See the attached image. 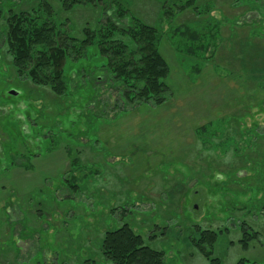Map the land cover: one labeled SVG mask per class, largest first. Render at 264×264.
Returning <instances> with one entry per match:
<instances>
[{"label": "rangeland", "instance_id": "obj_1", "mask_svg": "<svg viewBox=\"0 0 264 264\" xmlns=\"http://www.w3.org/2000/svg\"><path fill=\"white\" fill-rule=\"evenodd\" d=\"M29 1L37 0H4L6 6L21 4L24 9ZM106 1L65 11L58 0H47L56 20L64 22L62 31L77 38L103 20ZM126 1L132 12L163 33L160 52L170 73L161 104H125L121 81L101 77L94 94L88 76H74L76 84L81 81L82 94L89 91L90 103L83 105L79 85L76 98L69 99L72 110L64 116L65 107L60 112L55 94L19 78L0 47V180L15 162L35 161L34 171L23 177L30 183L21 196L14 185L0 191V197L14 194L11 201L0 203V264H115L102 254L101 244L108 229L123 224L141 234L146 245L162 250L166 264H208L190 241L195 224L221 230L214 256L226 264L240 258L264 264V168L255 176L250 164L228 173L241 164L230 166V152H208L195 137V128L209 121L216 126L222 120L235 129L233 117H241L249 129L264 131V91L247 83L259 79L264 85V72L254 69L261 67L258 52L264 34L256 37L243 24L257 19V13L237 0H210L214 7L208 16L186 10L171 17L164 15L161 0ZM236 18L242 25L235 24ZM211 19L222 22L217 65L207 62L197 72L195 64L203 61L175 49L180 37L174 38V27L197 22L201 29ZM103 62L94 56L75 60L67 74L78 66L89 72ZM61 130L65 143L58 148ZM85 141L88 147L80 154L67 155V146L80 148ZM49 144H55L52 152ZM244 145L251 149V158L260 160L251 139ZM77 155L74 189L66 179L72 175L70 160ZM242 227L259 231L248 249L238 242Z\"/></svg>", "mask_w": 264, "mask_h": 264}, {"label": "trees", "instance_id": "obj_2", "mask_svg": "<svg viewBox=\"0 0 264 264\" xmlns=\"http://www.w3.org/2000/svg\"><path fill=\"white\" fill-rule=\"evenodd\" d=\"M58 1L61 3V8L68 11L86 4L97 7L100 1L104 0ZM201 1L205 0H161V8L165 16L171 15L172 17L186 10L192 11L197 17L203 14L208 16L214 7V2L211 3L208 0L202 4ZM237 2H241L238 4L245 7L248 12L257 13V19L244 20L243 24L250 26L252 32L255 31L256 37L258 35L261 37L264 34V0H237ZM104 4L103 20L99 19L98 25L94 28L87 26L83 30V36L77 38L75 35L62 31L64 22L56 20V14L47 0L29 1L26 9L21 4L11 8L5 5L4 0H0V28H3L0 32V43L2 44L0 47L2 50L5 49L4 52L10 57L11 66L14 67L19 78L37 87H47L55 94L58 99L55 102L59 105L60 112L65 107L62 114L64 116L72 110L73 104L69 99L76 98L75 92L78 88L81 90V98L85 100L83 105L90 103L89 91L82 94L81 81L76 84L74 76L78 78L88 76L86 83H89L91 93L96 90L94 94L98 93L95 82L101 77L106 81L109 79L121 81V95L125 104L130 102L161 104L165 100L168 90L166 78L170 73V67L160 52L163 36L161 29L138 17L132 12L126 0H107ZM234 21L236 25H242L237 18ZM261 21L263 23L257 30L255 26ZM196 23L174 27V38L180 37L177 38L180 42L174 46L180 53L196 60H202L203 64L197 62L193 69L201 72L207 62H212L213 66L217 65L215 56L221 47L223 38L220 34L222 22L211 19L209 24L207 23L201 29H199L200 25L196 26ZM262 47L264 46H260V51H257L261 55L260 59L258 60V56L254 58L261 62V67H254L256 72H264V49ZM93 56L105 62L96 64L95 69L88 68L89 72L78 66L76 69H69L70 72L67 74L66 69L68 66L70 68L71 62ZM94 70H96L95 73ZM72 71L75 72L70 74ZM229 73L235 74L230 70ZM247 83L254 84L256 91L260 89L264 91L263 81L259 79ZM77 86L79 87L76 88ZM261 100L264 102V98ZM261 100L259 104H263ZM82 111H85V108L80 110ZM232 120L236 121L233 130L230 127L232 124H221L222 120L217 121L219 125L216 126L209 121L195 128V137L201 146H206L208 152L215 153L219 150L224 154L230 152L234 160L231 161L230 166L236 162L238 165L241 164L236 168L231 167L233 170L228 173L250 164L248 168L254 172L252 176H255L256 170L264 168V154L261 147L264 144V131L260 132L255 127L247 128L241 117H233ZM246 132L247 134L250 132L248 137ZM59 133L56 144L58 148L64 145L65 141L61 138L66 136L63 130ZM49 135V132L44 133L45 137ZM246 139H251L256 144L255 152L261 156L260 160L250 157L251 149L249 150L244 145ZM260 139L263 142H260ZM87 142L81 143L85 145L76 149L67 146L65 148L67 155L71 157L73 151L80 154L88 147ZM56 147L55 144L53 146L49 144L47 150L52 152ZM34 155H39V153H34ZM31 160L29 158L27 164L22 161L15 162V165H26L25 167L31 168ZM77 163H79L78 155L71 158L69 169L72 175L69 180L66 179L69 187L74 189L78 188L76 176L73 173V170H78L74 168ZM64 185L67 184L64 183ZM262 187L264 188V184ZM262 208L264 209V203ZM193 232L194 236L190 238L192 246L208 260V264H226L220 257L214 256V247L221 230L217 231L195 224ZM258 235V230L252 227H242L238 242L244 249H248L254 241H257ZM101 251L105 258L115 264H166L165 253L146 245L143 236L136 233L128 224L108 229L102 240ZM235 264H256V262L240 258Z\"/></svg>", "mask_w": 264, "mask_h": 264}, {"label": "crops", "instance_id": "obj_3", "mask_svg": "<svg viewBox=\"0 0 264 264\" xmlns=\"http://www.w3.org/2000/svg\"><path fill=\"white\" fill-rule=\"evenodd\" d=\"M33 162L34 163L32 164L31 168H28V167L23 168L22 166L18 165V166L14 167L10 170L7 169L6 173H4V174L8 173L9 175H5V176L2 175L3 177L0 180V191L12 188L14 185L17 188L19 195L21 196L22 192H25L27 190V186H29V183H30L29 178L24 179L23 177L29 176L34 171L33 165L35 164V161H33ZM6 176H8V177L6 178ZM27 182H29L28 185H27ZM13 196H14V194L10 192L8 197H7V195L0 197V203H2V201H4L7 198H8L7 199L8 201H11ZM6 204H7V202H6Z\"/></svg>", "mask_w": 264, "mask_h": 264}, {"label": "water", "instance_id": "obj_4", "mask_svg": "<svg viewBox=\"0 0 264 264\" xmlns=\"http://www.w3.org/2000/svg\"><path fill=\"white\" fill-rule=\"evenodd\" d=\"M10 93L15 94V93H17V91L16 90H11Z\"/></svg>", "mask_w": 264, "mask_h": 264}]
</instances>
